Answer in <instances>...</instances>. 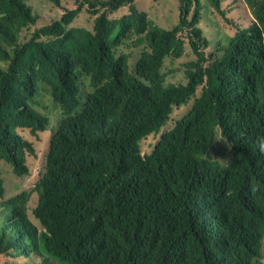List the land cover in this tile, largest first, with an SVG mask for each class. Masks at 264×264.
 Masks as SVG:
<instances>
[{"label": "trees", "instance_id": "16d2710c", "mask_svg": "<svg viewBox=\"0 0 264 264\" xmlns=\"http://www.w3.org/2000/svg\"><path fill=\"white\" fill-rule=\"evenodd\" d=\"M41 1L0 0V264H264V0H177L154 19L137 0ZM44 10L63 13L35 27ZM186 39L196 60L167 84ZM217 129L229 146L215 161ZM27 136L48 147L22 184Z\"/></svg>", "mask_w": 264, "mask_h": 264}, {"label": "rangeland", "instance_id": "374dc122", "mask_svg": "<svg viewBox=\"0 0 264 264\" xmlns=\"http://www.w3.org/2000/svg\"><path fill=\"white\" fill-rule=\"evenodd\" d=\"M176 1L177 0H164V1L158 0L157 2H155V0H137L136 7L139 11L146 12L151 18L154 19L155 13L160 11L158 4H165L166 2H168L169 4H172V3H175ZM41 2H42L41 0H32V2H30V4L34 5L36 7L42 8ZM152 5H153V7H152ZM177 6H178V3H177ZM177 6H176V10H177ZM177 12H178V16H179V11H177ZM62 13L63 12L61 10H56L54 12H51L49 10L42 11V14H45V16L41 17V19L39 20V22L37 23V25L35 27H40L41 25H43L45 23H51L54 19H59L61 17ZM202 13H203V19H209L210 18L211 12H210L209 5H207L206 7H204L202 9ZM126 14H128V8H122L118 12L113 14L111 16V18L114 20L120 21L122 19V17ZM79 23L81 25H85L86 28H88V29H92V27H93V20L91 22V20L87 14H84L79 19ZM157 23H159V20H157ZM28 32H29L28 30H24L22 38H24L25 34H27ZM184 35L186 36V33H184ZM204 35L206 37H208L206 30L204 31ZM128 44H126L123 47L122 52L125 54H128L130 56V60H129L130 70L134 71L136 63H137V61L141 55L143 45H137L134 43V41L130 42ZM193 60H196V56L193 54L191 46L188 43V41H185V52L180 59H176L174 57H168L165 59V63H164V66L162 68V72L164 74H166V83L167 84H176V85L185 84V83H183V79L185 77V75L183 73V72H185V64L187 62H190ZM41 101H42L41 102V109L43 110L44 99H41ZM83 101H84V97L82 96V102ZM48 103H49V101H48ZM49 104L53 107V104H51V103H49ZM192 105H193V100L189 101V103L184 104L179 108H175L171 117H170L169 122L162 129L160 134H158V135L157 134H151V135L147 136L145 139H143V141L141 142V150H142V153L144 156L151 154L154 147L159 142L162 134L171 130L179 120H181L183 117H185L190 112ZM33 107L36 110H38L35 105H33ZM60 116L62 118L61 111H60ZM58 120H59V115H58ZM27 137L31 141L34 142L36 155L34 157H29V160H28V163H29V166L31 169L30 176L28 178H25V179H18L15 177L22 184L28 183L29 181L38 182L41 179V177L45 171V155H46L47 147H48V138H45L44 136L39 137V139L30 137V136H27ZM228 146H229L228 141L222 136L220 129H217V131H216V142H215L216 153H215V155L211 156V160H215V161H216V159L220 160L218 158L220 155L219 153H221V151L224 150ZM239 159H240V154H235L233 157L230 158L229 162L233 163L235 161H238ZM221 165H223V162ZM3 167L4 166L2 164L0 166V170H2ZM10 170H11V167L8 165V168H5L2 172H0V174L2 176L8 175V174H10ZM3 223H4V220H3Z\"/></svg>", "mask_w": 264, "mask_h": 264}, {"label": "clouds", "instance_id": "9594fccd", "mask_svg": "<svg viewBox=\"0 0 264 264\" xmlns=\"http://www.w3.org/2000/svg\"><path fill=\"white\" fill-rule=\"evenodd\" d=\"M186 41H188V39H186ZM188 43H189V41H188ZM144 46H145V45H143V48H144ZM142 50H143V49H142ZM121 51H122V50H121ZM141 53H142V51H141ZM118 54H120V52H119ZM140 56H141V55H140ZM139 58H140V57H139ZM129 60H130V59H129ZM138 60H139V59H138ZM137 62H138V61H137ZM164 63H165V62H164ZM136 65H137V63H136ZM129 66H130V62H129ZM135 68H136V66H135ZM134 70H135V69H134ZM168 122H169V121H168ZM166 125H167V124H166ZM166 125H165V126H166ZM175 125H176V124H175ZM165 126H164V127H165ZM164 127H163V128H164ZM174 127H175V126H174ZM174 127H173V128H174ZM163 128H162V129H163ZM173 128H172V129H173ZM162 129H161V131H162ZM161 131H160V133H161ZM169 131H170V130H169ZM160 133H158V134H160ZM158 134H157V135H158ZM144 139H145V138H144ZM160 139H161V138H160ZM142 141H143V140H142ZM142 141H141V142H142ZM159 141H160V140H159ZM256 144H257V148H258L259 152H260L261 154H264V135H261L260 137L257 138ZM154 148H155V147H154ZM153 150H154V149H153ZM152 152H153V151H152ZM152 152H151V153H152ZM149 155H150V154H149Z\"/></svg>", "mask_w": 264, "mask_h": 264}]
</instances>
